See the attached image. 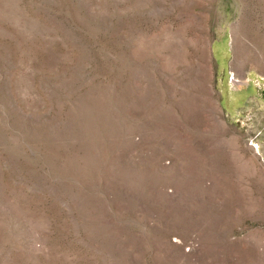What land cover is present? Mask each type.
Here are the masks:
<instances>
[{
	"label": "rangeland",
	"instance_id": "rangeland-1",
	"mask_svg": "<svg viewBox=\"0 0 264 264\" xmlns=\"http://www.w3.org/2000/svg\"><path fill=\"white\" fill-rule=\"evenodd\" d=\"M0 264H264V0H0Z\"/></svg>",
	"mask_w": 264,
	"mask_h": 264
},
{
	"label": "crops",
	"instance_id": "crops-1",
	"mask_svg": "<svg viewBox=\"0 0 264 264\" xmlns=\"http://www.w3.org/2000/svg\"><path fill=\"white\" fill-rule=\"evenodd\" d=\"M219 41H221V39ZM222 56L224 58L226 67L220 69L217 63L218 57L214 52L215 63L219 70L223 71L221 76H218L217 78L218 82L220 81V89H217V93L219 94L220 98L221 113L227 120V123L229 122V124H232L234 128L239 129L243 127L242 124L248 121L250 114H252L249 105L253 103L254 98H256V85L254 82L246 80L236 87H231L230 84L233 79H231L227 73V69L229 68L231 61L230 44H227V48L225 49V52L222 54ZM224 76L225 79L223 78Z\"/></svg>",
	"mask_w": 264,
	"mask_h": 264
},
{
	"label": "bare ground",
	"instance_id": "bare-ground-1",
	"mask_svg": "<svg viewBox=\"0 0 264 264\" xmlns=\"http://www.w3.org/2000/svg\"><path fill=\"white\" fill-rule=\"evenodd\" d=\"M218 63V62H217ZM256 147V146H255ZM258 148V147H257Z\"/></svg>",
	"mask_w": 264,
	"mask_h": 264
}]
</instances>
